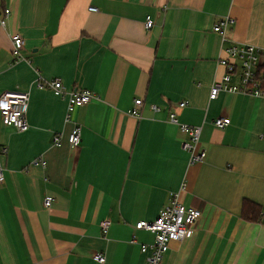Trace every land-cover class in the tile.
<instances>
[{
    "label": "crops",
    "instance_id": "1",
    "mask_svg": "<svg viewBox=\"0 0 264 264\" xmlns=\"http://www.w3.org/2000/svg\"><path fill=\"white\" fill-rule=\"evenodd\" d=\"M229 1L2 0L0 96L29 92L30 128L21 132L0 115V264H98L96 252L105 264H142L141 244L154 234L135 225L154 221L174 194L202 215L162 264H264V223L241 217L245 199L264 208V97H209L230 45L213 26L231 16L230 41L263 46L264 0ZM16 33L23 58L12 55ZM39 75L95 94L73 114L78 148L68 141L67 99L39 87ZM137 98L139 118L129 114ZM170 112L202 127L203 162H189ZM220 117L231 124L217 128ZM46 196L54 198L49 208Z\"/></svg>",
    "mask_w": 264,
    "mask_h": 264
},
{
    "label": "built area",
    "instance_id": "2",
    "mask_svg": "<svg viewBox=\"0 0 264 264\" xmlns=\"http://www.w3.org/2000/svg\"><path fill=\"white\" fill-rule=\"evenodd\" d=\"M2 0H0V10ZM90 11L97 12L99 9L90 7ZM7 15L0 14V26L6 25ZM236 24V20L231 16L220 19L214 26L213 31L219 34L224 42H230L225 47L226 57L221 58L219 63L225 67L226 73L216 79L210 89V99L215 100L220 93L229 92L256 97H264V44L256 46L252 44L238 43L230 41L227 38V32ZM154 25L151 17H147L145 28L150 29ZM13 51L15 58L22 57L21 51L24 48V38L16 33L11 36ZM23 58V57H22ZM38 86L49 88L53 93L62 98L67 99L66 118L67 122H73V114L75 111L92 100L96 99L93 91L89 89H80L75 91H67L59 79L45 80L39 75ZM30 104L29 92L6 91L0 96V115L3 123L12 126L21 132L29 130L30 126L27 120V113ZM180 107H186L188 101L179 103ZM144 106V99L137 98L135 107L129 111L133 117H140V110ZM157 111L159 108L153 106ZM169 122L179 127L183 140L182 149L189 154V162L197 164L203 162L207 158V152L200 146V137L202 127L190 126L181 123L175 112H170ZM74 126L68 137L69 144L72 148H78L82 141V128L78 122H73ZM219 129H224L231 124L229 117L217 118L214 122ZM62 142L61 135L54 136V144L60 145ZM35 165L45 166L42 160H35ZM5 168L0 164V183L5 181ZM54 202L52 196H46L43 204L49 208ZM202 213L195 208H187L180 200L178 194H174L167 205L163 206L157 218L154 221H140L135 225V230H144L154 234V242L151 244H141V251L146 254L145 261L142 264H162V261L170 248L171 242L182 241L192 233L194 224L199 220ZM109 219H105L101 224L103 234L108 232ZM133 241H135V236ZM93 261L98 264L106 263V256L101 252L93 255Z\"/></svg>",
    "mask_w": 264,
    "mask_h": 264
},
{
    "label": "trees",
    "instance_id": "3",
    "mask_svg": "<svg viewBox=\"0 0 264 264\" xmlns=\"http://www.w3.org/2000/svg\"><path fill=\"white\" fill-rule=\"evenodd\" d=\"M241 217L248 222L264 223V208L253 201L245 199L242 204Z\"/></svg>",
    "mask_w": 264,
    "mask_h": 264
},
{
    "label": "rangeland",
    "instance_id": "4",
    "mask_svg": "<svg viewBox=\"0 0 264 264\" xmlns=\"http://www.w3.org/2000/svg\"><path fill=\"white\" fill-rule=\"evenodd\" d=\"M229 3H230V5H232V7H233V5L237 3V1L234 0V2L232 3V0H230Z\"/></svg>",
    "mask_w": 264,
    "mask_h": 264
}]
</instances>
